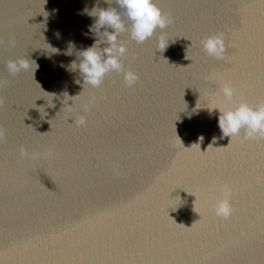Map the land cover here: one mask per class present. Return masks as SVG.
I'll return each instance as SVG.
<instances>
[{
    "label": "water",
    "instance_id": "obj_1",
    "mask_svg": "<svg viewBox=\"0 0 264 264\" xmlns=\"http://www.w3.org/2000/svg\"><path fill=\"white\" fill-rule=\"evenodd\" d=\"M154 2L173 22L118 38L138 81L95 88L72 62L96 39L82 11L104 0H0V264H264V138L221 139L213 109L264 99V0ZM215 33L224 59L203 50Z\"/></svg>",
    "mask_w": 264,
    "mask_h": 264
},
{
    "label": "clouds",
    "instance_id": "obj_2",
    "mask_svg": "<svg viewBox=\"0 0 264 264\" xmlns=\"http://www.w3.org/2000/svg\"><path fill=\"white\" fill-rule=\"evenodd\" d=\"M104 3L109 6L103 8L94 5L91 10L86 7L81 13L95 18L93 24L89 25V32L96 39L91 46L79 51L80 62L77 64L76 61H73L72 69H79L84 81L83 86L90 85L99 88L106 75L115 72L123 74L125 84L128 87H132L138 81L139 76L131 69L125 70L124 68L122 58L125 57L127 47L124 42H118L120 34L130 31L132 40L137 43H143L152 38L157 29L163 30L173 20L170 14L164 13L154 0H104ZM126 21L129 23L126 24ZM102 28L104 29L103 32L100 31ZM108 29L112 31H108ZM57 36H59V33H57ZM2 43L3 41L0 40V44ZM9 44L14 47L15 41L10 40ZM102 44L107 46L101 48ZM201 44L203 50L209 56L216 59H224L226 43L223 33L207 36L201 40ZM71 46L74 47V44ZM159 47L160 51H163L167 44L161 40ZM66 54L70 55L71 53L68 52ZM28 67L29 65L24 59L9 60L6 64L8 72L12 75ZM6 84L7 81L5 79H0V89L5 87ZM221 92L225 103H228L232 101L235 89L230 83L224 82ZM2 102V98H0V103ZM213 109H218L220 112L218 123L222 132L221 139L239 136L242 131L244 133L243 139L264 138V99L255 105L247 101H240L234 107H216ZM84 123L85 120L82 117L78 124L83 125ZM4 136V129L0 128V141H3ZM215 139L214 137L213 142H215ZM20 154L21 156L28 155L27 150L24 148H21ZM36 156L37 154L33 153V157L35 158ZM231 197L232 188L224 185L221 198L213 205V211L217 217L227 220L232 216L234 208L231 203ZM193 211L196 212L195 207ZM196 213L199 214L198 212Z\"/></svg>",
    "mask_w": 264,
    "mask_h": 264
}]
</instances>
